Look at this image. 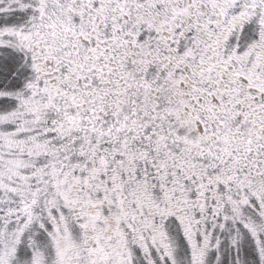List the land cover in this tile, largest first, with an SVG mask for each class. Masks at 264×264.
<instances>
[{"label": "snow or ice", "instance_id": "1", "mask_svg": "<svg viewBox=\"0 0 264 264\" xmlns=\"http://www.w3.org/2000/svg\"><path fill=\"white\" fill-rule=\"evenodd\" d=\"M0 264H264V0H0Z\"/></svg>", "mask_w": 264, "mask_h": 264}]
</instances>
